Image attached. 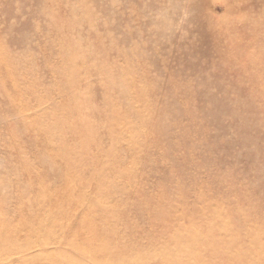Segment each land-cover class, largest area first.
Returning <instances> with one entry per match:
<instances>
[{
	"label": "rangeland",
	"instance_id": "1",
	"mask_svg": "<svg viewBox=\"0 0 264 264\" xmlns=\"http://www.w3.org/2000/svg\"><path fill=\"white\" fill-rule=\"evenodd\" d=\"M0 264H264V0H0Z\"/></svg>",
	"mask_w": 264,
	"mask_h": 264
}]
</instances>
